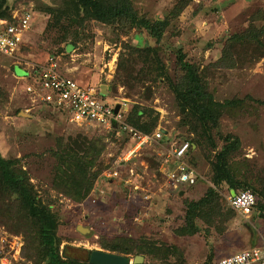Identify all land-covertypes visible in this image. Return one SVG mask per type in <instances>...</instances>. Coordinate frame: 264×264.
<instances>
[{
    "label": "rangeland",
    "instance_id": "obj_1",
    "mask_svg": "<svg viewBox=\"0 0 264 264\" xmlns=\"http://www.w3.org/2000/svg\"><path fill=\"white\" fill-rule=\"evenodd\" d=\"M131 1L140 16L166 21L159 40L127 20L100 22L89 6L76 14L67 7L70 0L0 4L2 11L33 9L18 51L0 58V152L24 172L34 207L57 224L63 259L85 262L88 250H98L123 255L129 264L137 254L144 256L141 264H216L264 240V0ZM156 55L165 77L157 75ZM180 55L212 97L202 113H190L176 97V88H185ZM50 61L82 86L107 85L108 97L127 102L125 117L154 123L147 134L160 129L162 137L149 139L128 158L134 141L117 123L78 124L54 105L31 103L21 77ZM186 140L192 145L184 160L200 178L173 187L165 173L168 155L174 143ZM82 141L97 145L93 169L99 172L78 200L70 194L80 176L72 188L56 184L52 152L64 150L59 145L66 143L77 149ZM230 145L236 149L224 158L231 181L217 184V154ZM214 185L219 206L197 215L196 229L188 232L186 202L204 197ZM244 188L263 194L257 196L262 207L257 203L248 218L228 201ZM18 202L0 183V259L45 264L36 252L37 226ZM78 225L89 232L81 233ZM131 240L137 245L155 240L162 249L153 258L135 250Z\"/></svg>",
    "mask_w": 264,
    "mask_h": 264
},
{
    "label": "trees",
    "instance_id": "obj_2",
    "mask_svg": "<svg viewBox=\"0 0 264 264\" xmlns=\"http://www.w3.org/2000/svg\"><path fill=\"white\" fill-rule=\"evenodd\" d=\"M5 0H0V4ZM71 3H67V7L73 6V10L76 14H79L83 6H89L94 12V18L103 23H113L117 21L127 20L132 26L138 28H144L148 33L159 40L161 36V31L166 25L160 19H147L143 16H140L135 8L132 5L131 0H70ZM162 24V25H161ZM165 24V25H164ZM71 48V45L67 46ZM154 50V49H153ZM152 61H155V68L157 69L158 76L165 77V66L156 55ZM180 63L184 69V86L183 91H180L176 87V97L180 102L181 106H185L189 109L190 113H202V109L206 108V104L212 99L211 95L206 92L205 88L201 84V79L196 72V69L189 65L186 61H183L182 56L179 57ZM205 106H204V105ZM206 109H204L205 111ZM138 116L141 117L142 112H137ZM208 115H204L205 117ZM139 117L128 116L126 122L130 125H133L144 132H151L152 125H147L146 122L143 124L139 123ZM203 121V119H202ZM204 121L202 122L204 124ZM151 123V122H149ZM209 129V128H207ZM187 141V140H186ZM94 142H84L78 145L77 149L74 148L71 143H66L62 146L59 145V148L62 147L64 150L53 151L52 153L56 156L57 164L55 168V176L53 178L54 182L58 185L65 186L66 189L72 188L76 179L80 176L78 180V185H75L71 191L72 197L75 199H83L88 188L96 178L99 171L94 170V164L96 158L98 157V147L94 145ZM192 145V144H191ZM191 145L188 147L191 148ZM236 149V146L230 145L225 146L224 151L217 154V164L215 166V175L216 183L222 180H230L228 171L225 168L227 166V160L225 161L224 155L227 152H233ZM200 178V174H199ZM198 178V179H199ZM231 181V180H230ZM0 183L7 191H10L12 194L16 195L19 205L26 211L27 215L32 218V222L36 224L37 230L36 234L38 237L37 241V254L41 256L42 262L45 264H97L94 263L88 258L85 262H81L75 258L63 259L59 253V243L60 237L57 236V224L54 222V219L50 218L48 214L39 209L35 208L29 195L26 185H25V175L21 169H17L14 166V162L10 159H5L0 152ZM76 183V184H77ZM216 183H214L216 185ZM214 187H210L206 192L205 196L199 200L187 201L186 210H187V224L190 227L189 231L196 229L195 224L193 223L194 218L200 214L203 215L204 211H211L218 205V192H216ZM65 189V190H66ZM250 189V188H249ZM232 190V189H230ZM256 197V202L259 204V207H262V203L258 200L260 195H263L261 192H256L255 194L252 189H250ZM254 205V207H255ZM253 207V208H254ZM252 211V210H251ZM203 212V213H202ZM183 229V228H182ZM135 250L143 254H151L152 257L156 258V254L160 248L162 249V243L157 241L149 242L145 240L141 244H138L131 240ZM132 247L129 246L130 250ZM127 249L121 250L125 253L130 252ZM242 250V249H241ZM240 251V250H239ZM89 254L94 252V250H88ZM237 252V251H236ZM234 253V252H233ZM128 259V258H127Z\"/></svg>",
    "mask_w": 264,
    "mask_h": 264
},
{
    "label": "built area",
    "instance_id": "obj_3",
    "mask_svg": "<svg viewBox=\"0 0 264 264\" xmlns=\"http://www.w3.org/2000/svg\"><path fill=\"white\" fill-rule=\"evenodd\" d=\"M21 8L24 9L0 10V58L14 56L30 27L33 9L31 7ZM47 65L37 70V73L33 75L25 74L21 77L22 88L31 103L54 105L69 121L78 124L90 123L109 126L117 123L119 130L122 133L127 132L134 141L133 147L127 153L128 158L149 139L162 137L163 130L157 129L150 135L136 130L126 122L127 117L125 116L129 114V107L125 99L106 97L98 85H80L55 69V62L50 61ZM26 77H29V81ZM100 96L102 98H99ZM116 105L118 108L115 111ZM189 146V141L174 143L169 152L170 168L165 173L173 187H178L181 184L194 185L199 178L196 169L184 160ZM113 175H116V172ZM228 201L232 209L248 218L255 205L256 197L249 188H244L230 194ZM4 259H0V264H8ZM216 264H264V240L257 246L221 257Z\"/></svg>",
    "mask_w": 264,
    "mask_h": 264
},
{
    "label": "water",
    "instance_id": "obj_4",
    "mask_svg": "<svg viewBox=\"0 0 264 264\" xmlns=\"http://www.w3.org/2000/svg\"><path fill=\"white\" fill-rule=\"evenodd\" d=\"M101 89H102L101 92L105 93L106 85H101ZM117 108L118 106L116 105L114 110L116 111ZM80 226L81 225H78L77 229H79L81 233L89 232L88 227H84V226L80 227ZM90 260L97 264H129L130 263L127 257L123 255H118V254L98 251V250H95L90 254ZM143 260H144L143 255L141 254L134 255L132 259V264H141Z\"/></svg>",
    "mask_w": 264,
    "mask_h": 264
},
{
    "label": "crops",
    "instance_id": "obj_5",
    "mask_svg": "<svg viewBox=\"0 0 264 264\" xmlns=\"http://www.w3.org/2000/svg\"><path fill=\"white\" fill-rule=\"evenodd\" d=\"M20 71H21V69H20ZM20 74V73H19ZM99 86L101 87V85L99 84ZM108 88H107V85H106V89H105V93H102L103 95H105L106 97H108V90H107Z\"/></svg>",
    "mask_w": 264,
    "mask_h": 264
},
{
    "label": "clouds",
    "instance_id": "obj_6",
    "mask_svg": "<svg viewBox=\"0 0 264 264\" xmlns=\"http://www.w3.org/2000/svg\"><path fill=\"white\" fill-rule=\"evenodd\" d=\"M95 251V250H94ZM90 258V257H89Z\"/></svg>",
    "mask_w": 264,
    "mask_h": 264
},
{
    "label": "bare ground",
    "instance_id": "obj_7",
    "mask_svg": "<svg viewBox=\"0 0 264 264\" xmlns=\"http://www.w3.org/2000/svg\"><path fill=\"white\" fill-rule=\"evenodd\" d=\"M81 227V226H80Z\"/></svg>",
    "mask_w": 264,
    "mask_h": 264
}]
</instances>
